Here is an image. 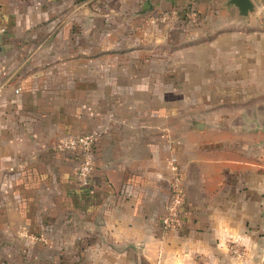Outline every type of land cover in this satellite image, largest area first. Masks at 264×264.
<instances>
[{
    "label": "crops",
    "instance_id": "crops-1",
    "mask_svg": "<svg viewBox=\"0 0 264 264\" xmlns=\"http://www.w3.org/2000/svg\"><path fill=\"white\" fill-rule=\"evenodd\" d=\"M252 1L241 16L228 0H0L15 78L0 95V264H264ZM160 11L173 17L149 25ZM84 133L82 189L76 156L51 145ZM175 176L184 203L167 230Z\"/></svg>",
    "mask_w": 264,
    "mask_h": 264
},
{
    "label": "built area",
    "instance_id": "built-area-1",
    "mask_svg": "<svg viewBox=\"0 0 264 264\" xmlns=\"http://www.w3.org/2000/svg\"><path fill=\"white\" fill-rule=\"evenodd\" d=\"M173 13V12H172ZM172 13L160 11L149 17V25L157 27L160 23H167L173 17ZM193 11H188L191 15ZM5 32V28L0 25V34ZM3 75H6L5 78ZM14 72L7 74V64L0 59V95L4 87L14 82ZM21 91L19 86L13 89L15 94ZM96 135L94 133H84L71 135L58 139L51 148L55 151L69 152L76 156V183L79 188H88L90 175L94 165ZM184 203V196L179 189V179L174 177L171 185L170 199L165 206V211L161 216V224L165 229H175L180 224V208ZM35 238V237H34Z\"/></svg>",
    "mask_w": 264,
    "mask_h": 264
},
{
    "label": "water",
    "instance_id": "water-1",
    "mask_svg": "<svg viewBox=\"0 0 264 264\" xmlns=\"http://www.w3.org/2000/svg\"><path fill=\"white\" fill-rule=\"evenodd\" d=\"M228 3L235 6L238 10V14L241 16H247L255 10V5L252 0H228Z\"/></svg>",
    "mask_w": 264,
    "mask_h": 264
}]
</instances>
